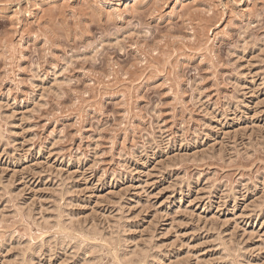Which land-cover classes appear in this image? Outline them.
<instances>
[{
	"label": "rangeland",
	"instance_id": "374dc122",
	"mask_svg": "<svg viewBox=\"0 0 264 264\" xmlns=\"http://www.w3.org/2000/svg\"><path fill=\"white\" fill-rule=\"evenodd\" d=\"M0 264H264V0H0Z\"/></svg>",
	"mask_w": 264,
	"mask_h": 264
}]
</instances>
